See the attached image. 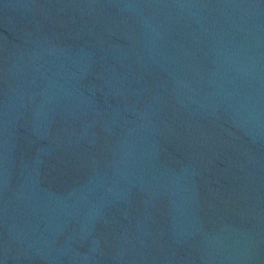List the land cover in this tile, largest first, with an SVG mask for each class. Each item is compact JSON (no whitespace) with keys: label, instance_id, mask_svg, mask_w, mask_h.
I'll return each mask as SVG.
<instances>
[{"label":"water","instance_id":"1","mask_svg":"<svg viewBox=\"0 0 264 264\" xmlns=\"http://www.w3.org/2000/svg\"><path fill=\"white\" fill-rule=\"evenodd\" d=\"M220 89L240 264H264V0H201Z\"/></svg>","mask_w":264,"mask_h":264}]
</instances>
